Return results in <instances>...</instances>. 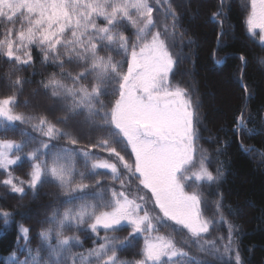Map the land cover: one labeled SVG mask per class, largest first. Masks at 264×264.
<instances>
[{
	"label": "snow or ice",
	"instance_id": "snow-or-ice-1",
	"mask_svg": "<svg viewBox=\"0 0 264 264\" xmlns=\"http://www.w3.org/2000/svg\"><path fill=\"white\" fill-rule=\"evenodd\" d=\"M194 5L210 8L219 25L209 57L219 89L209 95L223 101L215 118L223 135L209 129L210 149L200 144L207 116L198 84L179 73L188 57L173 51L197 44L191 25L185 27V13L196 15ZM231 7L228 0H0V69L7 66L0 87L12 93L0 98V120L24 126L19 142L0 140V187L17 198L14 207L0 205L4 228L15 230L14 264H35L34 228L24 223L20 201L30 190L35 199L46 180L63 200L43 221L49 227L37 222L36 235L55 257L42 264H246L235 223L242 209L227 203L221 157L231 136L241 151L255 154L243 141L264 135V114L258 126L247 127L255 94L248 55L216 58L226 44ZM241 7L247 34L264 47V0H245ZM37 54L41 67L54 71L41 74L30 94L41 103L17 113L22 86L30 82L21 73L35 71ZM229 57L239 60L231 72L224 68ZM24 161L27 170L14 174ZM161 225L176 235H160ZM121 231L127 235H117ZM82 237L92 246L73 252ZM138 238L143 244L136 250ZM193 246L205 259L190 255ZM122 252L136 258L121 259Z\"/></svg>",
	"mask_w": 264,
	"mask_h": 264
},
{
	"label": "trees",
	"instance_id": "trees-1",
	"mask_svg": "<svg viewBox=\"0 0 264 264\" xmlns=\"http://www.w3.org/2000/svg\"><path fill=\"white\" fill-rule=\"evenodd\" d=\"M174 4L179 5L181 0H173ZM207 4L209 0H202ZM214 3L215 0H212ZM232 7L229 11V18L225 25V41L226 44L220 49L217 59L224 58L226 53H246L249 57V65L247 69V77L249 82L254 87V98L249 103V108L253 113L254 120L247 125L248 128L259 125V119L264 114V63H261V58L264 57V47H261L256 38L249 36L244 26V11L241 7L245 0H228ZM183 10V9H182ZM196 12L195 17H190L186 12V19L189 34L196 40L197 44L192 46L177 47L173 51L180 56H187L188 58L182 62L179 68L180 75L185 79L191 78L198 84L199 94L203 100V111L207 116V128L202 131V139L200 144L205 149L214 148L207 137L210 135L209 129L213 134L223 135L218 133L219 124L215 122V118L220 115L223 109V101L219 95L211 96L209 92H218L219 81L212 71L213 61L210 59L211 49L216 47V34L219 30L218 22L211 19L210 8H201L199 5H194ZM2 31V28H0ZM119 59V57H117ZM239 63L238 59L227 58L225 60V71L231 72L233 68ZM7 68L4 66L3 71ZM53 68H42L37 54V62L35 64V71L29 68L27 72L21 73L29 83H25L23 88V95L19 97V102L15 107L17 113L31 111L34 106L41 103V98L30 96L33 89L36 88L37 82L42 79V75H47L53 72ZM12 93L3 87H0V98H4ZM31 100L27 106L24 104L25 100ZM230 103L235 106L238 103L237 99H232ZM231 119V116L227 117ZM227 126V125H226ZM23 125H16L14 128L7 125L3 120H0V140L8 139L19 142L22 137L20 129ZM7 129V130H5ZM30 131V130H29ZM229 136L231 133L229 132ZM245 146H253L256 148V153H244L241 151L240 144L237 142L235 136H231L230 143L227 148L228 155L221 157L227 165L228 174L223 185V189L227 194V203L233 208H241L235 223L239 226V245L242 257L246 264H264V135H257L252 138H244ZM63 143V141H61ZM84 142L82 141V144ZM80 163H83V158H80ZM215 165H213L214 167ZM29 164L27 161L21 162L13 169L14 174L22 175L23 171L27 170ZM104 173L105 170H97ZM2 178V177H0ZM58 192L54 183L46 180L39 188V195L33 199L31 190L28 192L20 203L26 207L19 209L21 213L25 214L24 223L31 225L34 228L33 239L30 245L35 264H42L44 260H52L55 257H50L42 242L36 235L43 228L49 227L47 223H43L46 217H51L53 210L57 207L59 200L55 199ZM17 204V198L7 194V190L0 187V205L6 207H14ZM51 205V207H48ZM67 206V205H65ZM61 211L63 208L61 207ZM17 221L21 219L20 216L15 218ZM40 222L41 226H37ZM55 223V221H53ZM226 231V229H222ZM71 235V232H66ZM103 234V233H101ZM219 232H214L209 239L214 238ZM90 235V234H89ZM121 237L127 235L126 231L117 233ZM172 234L171 236H175ZM180 239L179 236L176 237ZM82 245H77L73 242V252H85L92 246L90 238L82 237ZM15 230L5 229L3 221L0 220V264H14L9 259L10 253L14 248ZM52 242L55 243V234H53ZM143 244L142 238H138L137 249ZM27 254V253H25ZM190 255L197 259H205L204 255L199 253L195 246L191 248ZM21 259L24 257L21 256ZM129 252H122L121 259H134ZM61 259L67 260L66 257ZM211 259V258H208ZM67 264H71V260H67ZM83 264H87L85 260Z\"/></svg>",
	"mask_w": 264,
	"mask_h": 264
},
{
	"label": "rangeland",
	"instance_id": "rangeland-1",
	"mask_svg": "<svg viewBox=\"0 0 264 264\" xmlns=\"http://www.w3.org/2000/svg\"><path fill=\"white\" fill-rule=\"evenodd\" d=\"M158 232L162 236H171L172 234H175L172 232L171 228L164 227L163 225L159 226ZM179 238L181 239V237H179Z\"/></svg>",
	"mask_w": 264,
	"mask_h": 264
}]
</instances>
